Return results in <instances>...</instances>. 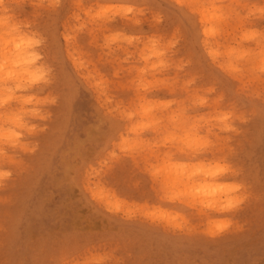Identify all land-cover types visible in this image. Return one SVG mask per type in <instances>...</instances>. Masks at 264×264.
<instances>
[{"label": "clouds", "instance_id": "9594fccd", "mask_svg": "<svg viewBox=\"0 0 264 264\" xmlns=\"http://www.w3.org/2000/svg\"><path fill=\"white\" fill-rule=\"evenodd\" d=\"M150 0H71L74 11L63 39L78 41L87 32L89 42L99 33V48L115 57L117 90L134 92L135 102L117 101L107 91L97 97L105 115L119 122L116 148L102 162L130 158L150 180L161 203L130 201L104 180L100 165H88L84 189L113 216L125 221L139 218L173 232H202L220 236L237 224L229 215L242 209L248 199L246 186L235 179L241 169L232 162L236 137L244 134L255 110L241 111L235 102L225 106L226 94L218 85L199 84V75L186 69L192 59L179 55L183 37L179 30L166 37L160 32L143 34L115 30L117 19L135 27L146 18L154 27L165 16L151 11ZM65 0H0V189L23 171L25 155L40 149L38 137L49 130L51 108L59 97L45 89L55 82V68L45 59L47 36L39 28L45 12L59 10ZM197 17L201 46L208 59L231 79L239 82L237 95L247 94L264 105V29L252 25L264 19V0H168ZM30 5L31 18L21 17L20 8ZM254 46H248L252 45ZM174 72V75H169ZM184 75H181V74ZM127 76V79L122 77ZM246 77L250 79L246 80ZM86 86L97 87L99 80ZM255 85V87H252ZM166 90L173 98L153 96ZM178 94H183L178 98ZM206 109V111H201ZM154 135L149 138L145 133ZM179 204L202 221L197 224L183 212L165 207ZM129 205L142 207L135 212ZM111 256L92 255L77 264H108ZM117 264H120L117 261Z\"/></svg>", "mask_w": 264, "mask_h": 264}, {"label": "rangeland", "instance_id": "374dc122", "mask_svg": "<svg viewBox=\"0 0 264 264\" xmlns=\"http://www.w3.org/2000/svg\"><path fill=\"white\" fill-rule=\"evenodd\" d=\"M148 7L164 14L158 27L148 18L139 27L117 18L110 27L145 37L153 32L168 37L179 30L183 37L179 55L193 61L186 73L199 75L202 86L216 83L218 91L226 94L225 106L235 102L241 111L257 112L241 125L245 131L236 137L237 151L231 158L241 169L235 179L245 184L248 199L241 210L226 215L243 227L234 226L217 237L199 231L173 232L139 217L125 221L113 216L85 191V169L99 164L105 182L121 196L161 203L148 177L130 158L114 161L110 168L102 163L115 150L123 128L99 107L98 94L107 91L117 101L132 104L134 92L117 90V82L107 80L114 79L116 60L100 50L99 33L92 43L87 32L78 41L63 39L74 11L71 0H65L59 10L45 12L38 25L47 36L42 49L45 59L55 68V82L43 94L49 91L59 102L51 108L54 117L49 130L38 137L40 149L25 155L24 170L13 169L12 179L0 189V264H77L105 254L111 256L108 264H264V105L247 94L237 95L239 82L208 59L196 16L168 0H150ZM19 12L22 18H31L33 9L25 5ZM252 25L264 29V19L253 18ZM85 76L89 85L97 80L99 85L86 86ZM152 95L173 98L166 90ZM145 135L151 138L154 134ZM128 207L143 211L137 205ZM165 207L185 213L193 223L203 219L179 204Z\"/></svg>", "mask_w": 264, "mask_h": 264}]
</instances>
